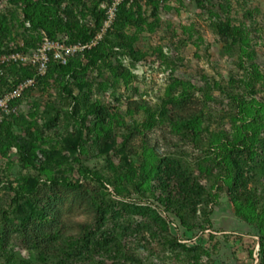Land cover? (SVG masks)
I'll return each instance as SVG.
<instances>
[{
    "label": "rangeland",
    "instance_id": "obj_1",
    "mask_svg": "<svg viewBox=\"0 0 264 264\" xmlns=\"http://www.w3.org/2000/svg\"><path fill=\"white\" fill-rule=\"evenodd\" d=\"M102 10L0 0V60L43 37L84 40ZM124 13L128 23L50 69L1 125L0 264H216L220 252L236 264L253 259L242 239L264 237L261 207L230 193L225 147L204 132L195 145L175 117L211 114L221 140L248 135L264 153V0H145ZM13 65L0 92L26 75Z\"/></svg>",
    "mask_w": 264,
    "mask_h": 264
},
{
    "label": "trees",
    "instance_id": "obj_2",
    "mask_svg": "<svg viewBox=\"0 0 264 264\" xmlns=\"http://www.w3.org/2000/svg\"><path fill=\"white\" fill-rule=\"evenodd\" d=\"M98 1H101L102 9H103L101 12H98L95 14V18L98 21V24H97L98 26L96 27V29L93 30V32H89L84 40L73 41L72 43L85 42L86 40H88L92 36V34L95 32V30H97L99 28V26L102 22L103 16H104V4L105 3L103 0H98ZM198 3H203V2H198ZM134 4H136V3H134ZM134 4H131V5H134ZM131 5H129V6H131ZM129 6H126L125 4H123L118 8V12L116 15L115 22H114L112 28L109 30V32L104 36L102 41H104L106 36L114 30L116 23H119V22H127L128 23L129 22L128 17L124 13V9L129 7ZM224 27H225L224 25H218L217 26V31L219 34H221V35L223 34ZM48 38L53 39V40L58 39L57 37H48ZM101 42H99V43H101ZM67 43H71V42H67ZM97 47L98 46L93 48L90 52L93 53L97 49ZM70 63H71V60H69V62L66 65H59L53 61H50V63L48 64L47 73L53 67H57L59 69L67 68L70 66ZM7 65L8 64L0 65V76H2L3 69H5ZM13 66L25 71L26 75L22 76L20 79H18L16 82L12 83V85L8 86L7 88H13L20 81L28 79V78H35V81H36L35 85H36V84H38L39 81L43 80V78L47 75V73H46L44 76L38 77V76H36V71L30 67H21L15 63ZM28 90L25 91L23 93V95L26 94L28 92ZM1 92H0V94H1ZM19 100H20V98L18 100L14 101L12 103V106L17 107V102ZM238 106L239 105H237V103L234 105L235 108H237ZM233 108H231V110ZM199 114L201 117H198L195 112L186 113V115H184V116L177 114L175 117L179 118L181 120L179 123L181 130L183 132H185V136L189 137L190 140L195 145L202 144V140L198 137H200L199 132L200 133L204 132L205 134H209L211 137H213L212 140L210 139L209 140L210 142H208V143L213 144V145L214 144H216V145L221 144L225 147V150L228 153L227 157L225 158V161L229 164V168H227V173L229 174L228 178L230 177V180H231V183L229 184L231 187V191H230L231 195H233L235 197H241V198L247 197L249 195V197H252V199L254 201L253 202L254 205L257 207H261V210L264 211V202L262 204H260V206H259V203L257 202V199L259 196H262L261 198L264 199V153L261 154L260 152L255 151L254 154H255L257 159L256 160L253 159L254 154L251 152V150L249 148V146L251 147V145L253 143L252 138H249L248 135H245V136H242V138H241L242 140H239L238 138L240 136H236L234 141L233 140L227 141L228 137H225V136H227V134H223L222 127L220 124H218V121H216V120H214L213 122L210 121L213 118V116L211 114L209 116L205 115V116L209 117V118H206L205 120L202 119L203 115H201L200 112H199ZM11 115L9 117H11ZM227 115H230V114H227ZM3 121L0 123V128H1V125L3 124ZM213 124H214V126H213V128H211V126ZM245 134H247V133H245ZM221 137H225L227 140H225V139L221 140ZM261 142H264V138H263V140L259 141V143H261ZM215 146H213V147H215ZM244 155H245V157H244ZM168 169H169L168 167H165L164 169L160 170V167H159L157 170V173H158L157 175H159L160 173L166 174L168 172ZM166 170H167V172H165ZM247 184L253 185L252 191H246V185ZM66 185L70 186V184H66ZM163 187L164 186H162V188ZM239 187H241L240 190H239ZM158 200L160 202L164 203L166 206H170L174 202L171 199L163 198L162 196L158 197ZM177 209H178V211H176V213L178 215H180V220L182 221L181 215L184 212V208H183V206H180ZM258 262H259V264H264V237H262L260 239V242H259Z\"/></svg>",
    "mask_w": 264,
    "mask_h": 264
},
{
    "label": "built area",
    "instance_id": "obj_3",
    "mask_svg": "<svg viewBox=\"0 0 264 264\" xmlns=\"http://www.w3.org/2000/svg\"><path fill=\"white\" fill-rule=\"evenodd\" d=\"M104 16L102 22L92 36L85 42L67 43L60 39L41 38L34 50L29 55L22 53H11L3 56L2 65L15 63L21 67H30L36 71V76L42 77L47 73L48 64L53 61L59 65H66L74 55L85 54L95 48L104 36L112 28L118 8L125 4L129 6L145 0H103ZM161 1V0H160ZM185 3L204 2L205 0H182ZM35 78H28L20 81L13 88H6L0 94V123L16 112L12 103L18 100L25 91L35 85Z\"/></svg>",
    "mask_w": 264,
    "mask_h": 264
},
{
    "label": "crops",
    "instance_id": "obj_4",
    "mask_svg": "<svg viewBox=\"0 0 264 264\" xmlns=\"http://www.w3.org/2000/svg\"><path fill=\"white\" fill-rule=\"evenodd\" d=\"M223 235H224V233H222L221 235H219L221 237V240H219V241H221V243H223V242L237 243L238 242V239L236 237H231L228 240V238L225 237V235L224 236ZM242 240L245 241V242H251V248L250 249L252 250V256L251 257H253V259H248V260H243V261L237 260L236 261V264H259V262H258V249H259V244H258V241H257L256 237H253V236L250 237L249 236L247 238V240H246V238L245 239H242ZM223 244H225V243H223ZM244 246L247 247L246 245H244ZM255 250H256V252H255ZM239 253L240 252H237L235 254L238 255ZM241 253L243 254V252H241ZM222 254L223 253L220 252L221 257H219V259L217 258L218 259L217 260L218 262L216 264H235V263H232V261L231 262H228V260H226V258H224V255L222 256ZM238 257H240V256H238Z\"/></svg>",
    "mask_w": 264,
    "mask_h": 264
}]
</instances>
